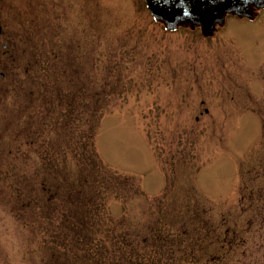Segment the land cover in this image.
Masks as SVG:
<instances>
[{
    "label": "rangeland",
    "instance_id": "rangeland-1",
    "mask_svg": "<svg viewBox=\"0 0 264 264\" xmlns=\"http://www.w3.org/2000/svg\"><path fill=\"white\" fill-rule=\"evenodd\" d=\"M39 1L0 0V264H264V9L205 39Z\"/></svg>",
    "mask_w": 264,
    "mask_h": 264
},
{
    "label": "water",
    "instance_id": "water-1",
    "mask_svg": "<svg viewBox=\"0 0 264 264\" xmlns=\"http://www.w3.org/2000/svg\"><path fill=\"white\" fill-rule=\"evenodd\" d=\"M154 21L168 31L178 27H199L204 36H211L227 14L252 18L253 12L264 7V0H144Z\"/></svg>",
    "mask_w": 264,
    "mask_h": 264
},
{
    "label": "trees",
    "instance_id": "trees-1",
    "mask_svg": "<svg viewBox=\"0 0 264 264\" xmlns=\"http://www.w3.org/2000/svg\"><path fill=\"white\" fill-rule=\"evenodd\" d=\"M45 93V92H44ZM103 113H99V115H96L95 118V124H94V130L96 129V127L98 126V122L99 119L102 117ZM93 155V154H92ZM93 162V160H92ZM93 164L95 165V162H93ZM92 167V171L93 173H85L81 176H79V180H78V185L81 188L82 186H91V183L88 181V177H92L94 179H96L97 176H101V174H97L95 171L94 166ZM88 174H90L91 176H89ZM83 183V184H82ZM19 190L16 191V195H20L19 194ZM20 196H17V198H19ZM97 246V244H96ZM99 251H97L94 256H93V260L94 261H90L91 264H157L158 259H154V262H150L148 263V261H146L147 259L144 256V252L142 253H138L133 247H131L130 249L127 250H119V252L115 253V254H111L110 256H106L103 258V254L102 253H98ZM85 257L90 258L91 255L88 254ZM85 261V260H84ZM88 262V261H86Z\"/></svg>",
    "mask_w": 264,
    "mask_h": 264
}]
</instances>
